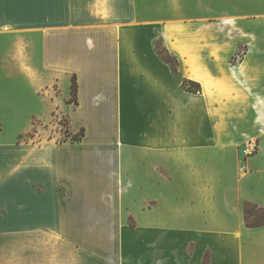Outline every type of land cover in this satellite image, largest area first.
Returning <instances> with one entry per match:
<instances>
[{"label": "crops", "instance_id": "0c3cea01", "mask_svg": "<svg viewBox=\"0 0 264 264\" xmlns=\"http://www.w3.org/2000/svg\"><path fill=\"white\" fill-rule=\"evenodd\" d=\"M19 110L83 134L20 156L0 135V264H264L243 217L264 209V0H0V122Z\"/></svg>", "mask_w": 264, "mask_h": 264}, {"label": "rangeland", "instance_id": "374dc122", "mask_svg": "<svg viewBox=\"0 0 264 264\" xmlns=\"http://www.w3.org/2000/svg\"><path fill=\"white\" fill-rule=\"evenodd\" d=\"M262 2V0H261ZM156 47L163 52L162 42L160 39L155 40ZM244 47L240 50V55L235 56L233 60H238L242 55ZM165 55V53H163ZM166 56V55H165ZM16 92V91H15ZM14 91H9V93H13L14 98L16 100ZM16 97H18L16 95ZM68 131V121L66 116H57L53 117L48 121H40L33 117L28 116V114L23 111L19 110L18 114H13L9 116V121L7 122H0V135H4L6 138H9V142L12 143L9 146V153L14 156H20V152H17L16 145L18 143H24L28 140H38L41 138L40 136L44 135L46 138H54L55 142H61L62 140L66 139ZM62 133V134H61ZM68 136V135H67ZM44 138V137H43ZM12 150V151H11ZM20 166V165H19ZM6 166H0V171H4ZM127 225L130 229H133L135 225V220L133 217L126 219ZM127 235V233H126ZM132 235V234H131ZM130 235V236H131ZM128 237H125V243H130L127 240ZM129 250L126 248V253L129 254Z\"/></svg>", "mask_w": 264, "mask_h": 264}, {"label": "trees", "instance_id": "16d2710c", "mask_svg": "<svg viewBox=\"0 0 264 264\" xmlns=\"http://www.w3.org/2000/svg\"><path fill=\"white\" fill-rule=\"evenodd\" d=\"M155 49L158 53V55L163 59L171 68L172 72L175 74H178V62L175 56L171 55L163 46V52L160 51L156 44L154 45ZM165 53V55H163ZM181 87L189 92H199L201 91V86L199 83L183 78ZM70 102H77V82L75 75L71 78V85H70ZM83 134V130L81 129L76 134H69L67 131V135H70V139L72 141H76L81 138V135ZM66 135V136H67ZM243 217H244V223L249 228H256L264 225V209L262 207H259L258 205L251 203L249 201L243 202Z\"/></svg>", "mask_w": 264, "mask_h": 264}, {"label": "built area", "instance_id": "2783aa9c", "mask_svg": "<svg viewBox=\"0 0 264 264\" xmlns=\"http://www.w3.org/2000/svg\"><path fill=\"white\" fill-rule=\"evenodd\" d=\"M256 147H257V144H256L255 139H249L246 142V147L244 149V154L245 155H250V154L254 153L256 151ZM242 169H245L244 165L242 166Z\"/></svg>", "mask_w": 264, "mask_h": 264}]
</instances>
